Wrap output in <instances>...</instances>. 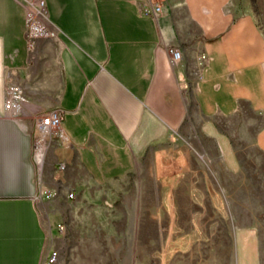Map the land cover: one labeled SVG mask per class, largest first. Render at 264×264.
Here are the masks:
<instances>
[{
    "label": "crops",
    "instance_id": "obj_1",
    "mask_svg": "<svg viewBox=\"0 0 264 264\" xmlns=\"http://www.w3.org/2000/svg\"><path fill=\"white\" fill-rule=\"evenodd\" d=\"M27 1L0 0V264H44L76 201L68 194L90 196L146 162L167 186V228L179 226L186 188L228 216L236 243L253 244V225L230 216L252 211L246 166L264 181V37L253 18L234 0H44L47 35L28 39ZM157 4L161 14L144 13ZM11 84L23 96L15 118ZM51 110L61 136L36 162L32 123Z\"/></svg>",
    "mask_w": 264,
    "mask_h": 264
},
{
    "label": "rangeland",
    "instance_id": "obj_2",
    "mask_svg": "<svg viewBox=\"0 0 264 264\" xmlns=\"http://www.w3.org/2000/svg\"><path fill=\"white\" fill-rule=\"evenodd\" d=\"M234 2L264 37V0ZM249 157L263 160L252 149ZM190 169H199L195 160ZM246 170L253 180L251 214L230 216L235 225H253V244L243 243L247 236L236 243L228 216L197 205L195 192L186 195V188L179 197V226L167 228V186L153 181L146 162L123 180L99 189L88 186L90 196H73L76 201L65 206L60 223L55 264H264V181L255 175L257 166ZM248 255L253 258L245 263Z\"/></svg>",
    "mask_w": 264,
    "mask_h": 264
},
{
    "label": "built area",
    "instance_id": "obj_3",
    "mask_svg": "<svg viewBox=\"0 0 264 264\" xmlns=\"http://www.w3.org/2000/svg\"><path fill=\"white\" fill-rule=\"evenodd\" d=\"M45 12L44 0H28L27 1V36L28 39H35L47 35L46 30L38 23V18L43 16ZM162 12L160 5L147 7L144 10L146 15H159ZM180 53L177 50H170V61L172 64L178 62ZM5 110L15 118L21 111L23 104V96L18 86L11 84L6 89ZM62 113L57 110H51L43 114H38L32 123V155L36 162H41L44 158L48 142L61 136L60 125ZM61 167V166H60ZM74 194H68V198L72 199ZM46 197H49L46 196ZM62 227L59 226V230ZM57 261V253L51 252L44 261V264H55Z\"/></svg>",
    "mask_w": 264,
    "mask_h": 264
}]
</instances>
